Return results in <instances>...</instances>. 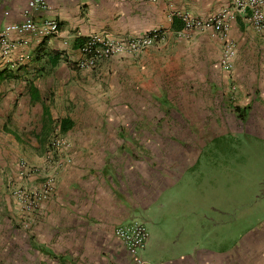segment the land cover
I'll return each mask as SVG.
<instances>
[{"label": "crops", "instance_id": "crops-1", "mask_svg": "<svg viewBox=\"0 0 264 264\" xmlns=\"http://www.w3.org/2000/svg\"><path fill=\"white\" fill-rule=\"evenodd\" d=\"M28 2L0 0V30L24 21ZM45 2L32 17L60 32L12 33L11 52L0 47V264H138L115 234L133 219L149 231L145 264H264V191L241 204L250 225L237 232L234 185L172 181L219 135L264 137V34L240 14L226 32L185 31L182 14L205 18L231 0ZM152 32L142 53L81 66L92 35ZM56 135L70 148L48 158ZM22 162L41 173L23 178ZM48 174L53 194L27 208L15 189Z\"/></svg>", "mask_w": 264, "mask_h": 264}, {"label": "built area", "instance_id": "built-area-1", "mask_svg": "<svg viewBox=\"0 0 264 264\" xmlns=\"http://www.w3.org/2000/svg\"><path fill=\"white\" fill-rule=\"evenodd\" d=\"M45 6V0H29L28 8L25 9L26 17L24 21L8 24L3 30H0V47L3 54L8 55L12 50L13 44L10 42L12 33L23 34L32 32L40 36H48L57 35L60 32L59 24L56 20H44L41 23H37L32 17V11ZM239 14L247 20V23L257 33L264 34V0H231L230 6L205 18L195 17L189 13L182 14L181 18L184 21L186 32H205L210 30L226 32L230 28V21ZM154 37L155 33L153 32L142 37L125 39L104 38L98 34L92 35L83 47V51L92 54V57L86 59L81 66L93 67L101 59L142 53L153 45ZM235 55V45L231 42L225 43L221 58V64L225 69H232ZM69 148L70 143L63 136L56 135L49 142L48 158H52L55 151H66ZM21 166L23 178L41 173L40 168L29 165L26 162H22ZM54 190L55 179L48 174L44 177L41 187L31 188L22 185L16 188L14 193L24 202L27 208L31 209L51 197ZM115 234L124 241L130 253L137 256L138 264H145L141 252L147 247L150 236L146 223L142 220L133 219L128 223L119 225L115 229Z\"/></svg>", "mask_w": 264, "mask_h": 264}, {"label": "rangeland", "instance_id": "rangeland-1", "mask_svg": "<svg viewBox=\"0 0 264 264\" xmlns=\"http://www.w3.org/2000/svg\"><path fill=\"white\" fill-rule=\"evenodd\" d=\"M172 181L176 187L186 185L185 188L190 184L234 185L231 192L237 209H232L230 216L235 220L237 232H242L250 221L245 220L241 204L253 205L255 195L264 191V137L242 131L219 135L201 145L196 156L182 165ZM205 223L207 229L213 228L206 219Z\"/></svg>", "mask_w": 264, "mask_h": 264}]
</instances>
